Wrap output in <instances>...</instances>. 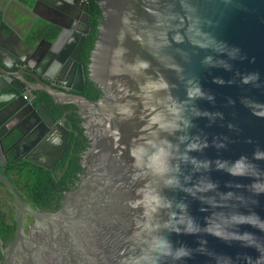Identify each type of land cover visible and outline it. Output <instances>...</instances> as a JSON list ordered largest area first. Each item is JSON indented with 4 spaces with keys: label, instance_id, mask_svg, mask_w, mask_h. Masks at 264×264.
I'll list each match as a JSON object with an SVG mask.
<instances>
[{
    "label": "water",
    "instance_id": "obj_1",
    "mask_svg": "<svg viewBox=\"0 0 264 264\" xmlns=\"http://www.w3.org/2000/svg\"><path fill=\"white\" fill-rule=\"evenodd\" d=\"M81 1L85 0L0 1V117L11 110L9 116L0 122V132L7 122L17 119L27 104L22 99L23 91H40L55 105L76 108L89 141L85 154L88 170L80 177L78 189L65 195L56 213L28 208L15 193L9 179L0 174V185L14 200L18 213L26 212L42 230H39L41 235L38 238L32 233L27 237L31 251L17 258L11 253L23 239L20 227L11 250H5L0 239L1 256L6 264H125L136 254L141 218L139 210L131 207L129 202L137 199V189L144 183L155 181L133 167L130 149L155 136L156 127L150 122L170 102L167 92H153L145 87L150 80L163 77L170 85L171 97L179 100L186 99L187 82L194 80L206 95L213 98L195 101L200 111L218 113L222 118L201 116L193 119L196 127L191 132L206 137L210 146L203 153L193 152L191 155L201 159L235 161L241 156L251 160L256 148L264 151V117L254 114L255 110L264 114V0L98 2L101 20L87 66L88 80L102 94L97 101L79 95L83 75L78 63L89 32L87 7L82 11L83 22L79 19L76 6ZM12 3L22 6L29 16L34 17L25 39L37 19L57 29L53 39L43 35L34 43H22L26 49L24 58L16 52L14 54L10 43L12 34L4 24L6 14H14L10 7ZM37 8L47 15H37ZM208 35L226 43L229 48H239L241 56L246 58L230 59L226 53L198 47V44L211 43ZM58 47L63 48L60 54L57 53ZM206 56L227 61L231 70L206 66L202 63ZM139 61L147 62L149 67L139 68ZM74 67L79 88L73 87L75 94H68L62 84ZM252 73H258V79L244 84L243 76ZM217 78L224 83H217ZM18 101H22L21 106L17 105ZM250 104L255 105V110ZM27 108L47 131L43 157L50 158L55 153V159L61 158L65 153L68 131L44 107L35 110L29 104ZM40 111L46 120L40 116ZM18 134L19 139L10 144L9 150L15 152L16 146L24 141L32 153L39 139L28 140L31 133L18 131ZM10 136L9 133L0 139L1 150L4 143L13 140ZM214 139L226 147L217 149L212 146ZM24 160L31 166L50 169L43 163L28 158ZM254 162L264 168V161ZM4 165L5 162L0 163V167ZM210 175L219 182L222 191L229 190L224 187L227 181L252 182L249 178H235L223 171L214 170ZM183 195L176 194L177 198ZM0 199H7L1 188ZM258 199L259 204L253 210L264 219V195ZM189 202L191 213L203 223L206 214L198 211L199 203L190 198ZM240 211L246 212L247 209L241 208ZM241 230L264 235L247 225ZM171 239L191 248L198 246L195 236L173 234ZM206 239L208 249L219 254V264H229L226 257H232L235 264H243L242 260H236L238 254L258 255L254 249L241 248L235 242L229 245L211 236ZM178 264H215V260L197 254Z\"/></svg>",
    "mask_w": 264,
    "mask_h": 264
},
{
    "label": "clouds",
    "instance_id": "obj_2",
    "mask_svg": "<svg viewBox=\"0 0 264 264\" xmlns=\"http://www.w3.org/2000/svg\"><path fill=\"white\" fill-rule=\"evenodd\" d=\"M211 43L198 44L202 49L211 48L216 53H226L230 59H244L239 48H229L226 43L209 36ZM203 64L210 67H224L231 70V65L224 60H214L206 56ZM139 68L147 69L149 64L138 62ZM258 73L243 76L244 84L253 83ZM217 83L224 81L217 78ZM153 92L165 91L169 94V104L164 111L151 120L156 127V134L130 149L133 167L146 176L154 179L137 189V199L130 201V206L140 212V243L136 254L130 256L125 264H178V262L194 258L195 255H207L219 264L218 256L208 249L211 236L231 245L238 243L241 248L254 249L258 255L253 257L247 253L238 254L237 261L243 264H264V235L242 231L244 225L257 229L264 234V219L253 210L259 204L258 197L264 195V168L254 161H264V151L259 148L250 160L241 156L235 161L199 158L193 152L203 153L208 148L206 137L193 134L196 127L194 118L201 116L214 119L221 114L202 112L195 106L197 99H209L198 82L189 80L186 85V99L171 97L169 83L160 77L150 80L145 85ZM255 110V105L250 104ZM255 115L264 117L258 110ZM222 118V116H221ZM212 146L217 149L226 145L214 139ZM223 171L235 178H249L251 183L227 181L224 184L228 191H222L218 181L211 178L212 171ZM138 178V177H134ZM172 193L173 195H169ZM177 193L183 196L177 198ZM196 201L198 211L205 213L203 223L194 216L189 202ZM247 209L246 212L240 211ZM195 236L198 246L191 248L182 242H173L171 236ZM229 264H235L232 257H226Z\"/></svg>",
    "mask_w": 264,
    "mask_h": 264
},
{
    "label": "flooded vegetation",
    "instance_id": "obj_3",
    "mask_svg": "<svg viewBox=\"0 0 264 264\" xmlns=\"http://www.w3.org/2000/svg\"><path fill=\"white\" fill-rule=\"evenodd\" d=\"M19 1L22 2V0H19ZM11 5L12 7L11 6L10 7L11 9L14 10V14L12 16L6 14L4 18V24L7 27H9V30L12 34L10 38L11 39L10 43L14 51V54L16 52L22 58H24L26 49L22 43L26 44L29 42L30 37L33 34V29L37 21L39 20L37 19L35 21L33 29L31 30V32L27 35L25 39L24 35L29 25L31 24V22L34 20V17L29 16L27 12L22 8V6L14 4V3H12ZM76 7L79 10L78 12L79 19L81 22H83L82 11L84 7H87L86 0L81 1ZM87 11H88V7H87ZM75 13H76V10H75ZM24 14H27L28 17H25ZM36 14L37 15H47L43 12L41 8L36 9ZM88 21H89V16H88ZM87 36L88 35H86V37ZM86 37H85V40H86ZM62 49H63L62 47L61 48L58 47L57 53L60 54ZM81 56H82V50H81V54L79 58V63H78L79 65H81ZM86 71H87V67H86ZM82 75H83V85H82V91L79 94L80 96H82V93L84 92V84H85V76H86L83 66H82ZM77 79H78L77 69L74 67V69L69 74V76L65 77V79L63 80V84H62L64 85V87L67 88L68 94H75L72 90L73 87L79 88ZM31 96H33V99H31ZM44 96L48 97L46 94L40 91H34L33 93H31L28 90L23 91L22 99L24 101H27V104L21 109L23 111L17 117V119L14 121L7 122L3 126L0 132V139L10 133L11 135L10 137L13 138V142L16 139L17 140L19 139L18 131L21 134L31 133L28 140L35 139L37 141L39 139V141L36 144L37 145L36 149L32 151V153L29 152L28 145L24 141H21L16 146L15 152L12 150H9V147H6L5 145H3V150L0 149V163L5 162V165L4 167H0V168L5 169L9 165H13L15 168H18L23 164L29 165L28 163L25 162L24 160L25 158H28L35 162L43 163L47 165L48 167H50L49 170H44L42 168L29 165L31 166L29 169L31 170L34 169L36 172L39 173L41 182L42 180L44 181V183L42 182L43 185L40 181H39L40 182L39 186H36V187L34 186L29 187L28 185L23 183V184L18 185L16 189L14 188L13 189L15 193L18 195V197L20 198V200L31 210L37 211V212L56 213L60 209L65 199V195L67 193H71L75 191L76 189H78L80 182H81L80 177L85 176L88 170L87 166L89 165V163L85 159V154L89 148V141L87 140L85 132L82 131V135L85 138L86 143H85V149H83L81 152L77 154L79 169L77 170L75 174L69 173L68 163L63 162L65 155H66V148H65V153L61 158L59 157L58 159H55L56 157L55 153L54 155L52 154L50 158L43 157L42 150L45 147L44 138L47 135V131L44 126H41L40 123L36 121L35 115L27 108V105L30 104L35 110H39L40 107H44L46 109L44 105V101H42V104H39L36 107L33 106L32 104L34 100L38 98H44ZM21 104H22V101H18L17 105L21 106ZM54 106L60 108V109H55V107H53V111L60 115L59 119L57 120L54 119L53 115L47 109L46 110L57 123L63 124L64 128L67 130L65 123L68 122L69 120L70 122L68 123H71V121L75 120L78 126L83 129V121L77 115L76 108L74 106L72 105L58 106L55 104ZM10 112L11 110H9L8 112H4L2 116L0 117V122H2L6 117H8ZM39 113L41 117L45 118L44 114H42L41 111ZM46 119L47 118H45V120ZM1 189L7 196V199L6 200L0 199V211H1L0 219L3 222V224L1 225V232L3 233L0 234V239L2 242V247L7 251L11 250L13 245L16 243L17 230H18V227H20L23 239L18 241L14 249L15 252L13 251L11 253V255H15L17 258V256H23L25 254H28L29 253L28 251H31V245L29 244L27 237L31 236V233H32L33 237L38 238L41 235L39 233V230H41V227H39L38 224L33 219V217L28 215L26 212L18 213L15 202L12 199V197L4 190V188H1ZM18 219H19V224H18ZM8 227L12 228L11 232L7 231ZM42 250H48V249H42ZM0 264H6L5 259L1 256V251H0Z\"/></svg>",
    "mask_w": 264,
    "mask_h": 264
},
{
    "label": "trees",
    "instance_id": "obj_4",
    "mask_svg": "<svg viewBox=\"0 0 264 264\" xmlns=\"http://www.w3.org/2000/svg\"><path fill=\"white\" fill-rule=\"evenodd\" d=\"M100 1L102 0H86L88 7L87 14L89 16V21H88L89 33L88 36L86 37L82 49V56H81V65L83 66L86 75L84 92L82 93V96L90 101H97L102 96L101 91L92 82L88 80L87 71H86V67L89 63L88 62L89 55L95 43L97 27L101 20V10L97 5V3ZM44 25L45 24L42 21H37L33 29V34L29 40L30 44L38 41L43 35H46L51 39H53L57 35L56 28L46 25L44 26ZM42 101H44V105L46 109L53 115L54 119L56 120L59 119L60 115L53 111V107H55V109H60V108L54 106V103L51 101L49 97L44 96V98H38L34 100L32 104L33 106L36 107L37 105L42 104ZM68 122H70V120ZM68 122L65 123V126L69 132L68 135L69 137L66 144V155L63 162L68 163V169H69L68 172L71 174H75L79 169L77 154L81 152L83 149H85L86 140L82 135V131L84 130L78 126L77 122H75V120L71 121V123ZM12 142L13 140H9L5 144V146L9 147ZM30 167L31 166L25 164L21 165L18 168H15L13 165H9L5 169L0 168V174L9 179L14 189H16L18 185L23 183L28 185L29 187L39 186V183L41 182L39 173L36 172L34 169L32 170L29 169ZM42 182L44 183L43 180ZM0 187L3 188L1 185ZM0 215H1V211H0ZM2 224L3 222L0 219V234L3 233L1 232ZM7 231L11 232L12 228L8 227Z\"/></svg>",
    "mask_w": 264,
    "mask_h": 264
},
{
    "label": "crops",
    "instance_id": "obj_5",
    "mask_svg": "<svg viewBox=\"0 0 264 264\" xmlns=\"http://www.w3.org/2000/svg\"><path fill=\"white\" fill-rule=\"evenodd\" d=\"M1 1V0H0ZM10 6L12 7V5L10 4ZM25 17H28L27 14H24Z\"/></svg>",
    "mask_w": 264,
    "mask_h": 264
}]
</instances>
